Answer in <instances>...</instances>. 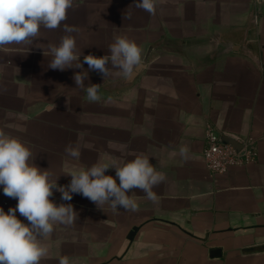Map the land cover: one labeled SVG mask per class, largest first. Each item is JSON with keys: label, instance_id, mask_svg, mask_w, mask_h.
<instances>
[{"label": "crops", "instance_id": "0c3cea01", "mask_svg": "<svg viewBox=\"0 0 264 264\" xmlns=\"http://www.w3.org/2000/svg\"><path fill=\"white\" fill-rule=\"evenodd\" d=\"M133 4L75 0L64 22L77 29L84 55L109 54L118 35L142 48L129 78L89 72L84 83L99 85V102L76 88L80 69L48 67L44 52L59 44L63 25L42 29L29 51H0V130L26 142L59 185L70 183L73 167L141 153L167 176L153 189L157 204L129 192L136 212L100 209L80 194L62 201L54 190L51 199L71 203L78 219L56 226L41 264L65 256L75 264H264V0H158L155 15ZM208 124L255 136L254 159L211 174L203 154ZM81 137L80 159L68 157L65 146ZM182 145L189 159L169 160ZM105 174L115 178L114 169ZM16 204L0 189L5 212Z\"/></svg>", "mask_w": 264, "mask_h": 264}, {"label": "clouds", "instance_id": "9594fccd", "mask_svg": "<svg viewBox=\"0 0 264 264\" xmlns=\"http://www.w3.org/2000/svg\"><path fill=\"white\" fill-rule=\"evenodd\" d=\"M75 0H0V51L10 46H21L28 51L40 37L42 29L55 30L63 25L66 33L59 44H49L44 55L50 56L48 67L53 70L80 69L73 79L76 88L86 92L89 102H99V85L85 80L90 71L100 73L104 80L112 75L129 78L142 64V48L126 35H118L108 46L107 55H84L78 50L75 27L64 23ZM158 0H134L137 9L155 15ZM125 18H130L125 16ZM83 56V62H81ZM83 64L88 69H83ZM115 70V71H113ZM51 110V109H49ZM65 146L68 157L79 160L81 143ZM190 149L182 145L168 152V159H189ZM146 154H135L133 159L119 161L109 157L91 166L73 167L66 175L68 185H59V177L53 178L49 168L42 169L34 163L33 152L26 142L0 130V189L9 198L17 200L7 212L0 207V264H41L49 256L46 243L56 226H72L78 213L71 203L56 204L51 197L54 190L61 193V200L70 202L74 194L89 199L98 208L108 206L113 212L120 208L136 212L139 203L133 189L144 193L153 204L159 202L153 190L167 180L166 173L157 170ZM115 170V178L105 173ZM117 180L119 183H117ZM17 212L27 223L17 217ZM59 264H75L69 257H61Z\"/></svg>", "mask_w": 264, "mask_h": 264}, {"label": "built area", "instance_id": "2783aa9c", "mask_svg": "<svg viewBox=\"0 0 264 264\" xmlns=\"http://www.w3.org/2000/svg\"><path fill=\"white\" fill-rule=\"evenodd\" d=\"M206 136L207 147L203 154L207 168L213 175L224 174L232 167L246 164L256 155L255 136L240 138L226 131L220 133L211 124L207 125ZM224 136L234 139L240 147L224 142Z\"/></svg>", "mask_w": 264, "mask_h": 264}, {"label": "water", "instance_id": "95a60500", "mask_svg": "<svg viewBox=\"0 0 264 264\" xmlns=\"http://www.w3.org/2000/svg\"><path fill=\"white\" fill-rule=\"evenodd\" d=\"M222 140L224 141V142H227V143H230V144H232V145H234V146H236V147H240V144L239 143H237L234 139H232V138H229V137H222Z\"/></svg>", "mask_w": 264, "mask_h": 264}]
</instances>
